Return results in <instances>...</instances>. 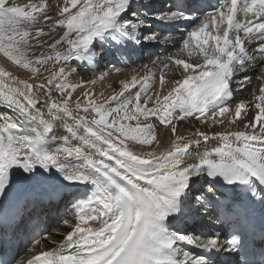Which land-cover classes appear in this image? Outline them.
I'll use <instances>...</instances> for the list:
<instances>
[{
	"label": "snow or ice",
	"instance_id": "1",
	"mask_svg": "<svg viewBox=\"0 0 264 264\" xmlns=\"http://www.w3.org/2000/svg\"><path fill=\"white\" fill-rule=\"evenodd\" d=\"M50 9L49 0H0V53L29 74L0 70V232L11 229L14 240L49 187L92 191L85 202L68 201L74 220L52 251L6 260L0 245V264H264L249 232L256 207L264 211V0H64L57 17ZM249 14L256 23L238 19ZM41 23L51 24L49 34L67 30L49 44ZM176 44L175 52L167 47ZM106 45L129 58L162 48L168 54L150 53L144 79L159 70L170 91L142 100L144 84L132 93L122 81L105 103L87 92L74 99L81 84L70 78L107 58ZM50 62L58 71L36 83ZM253 79V99H237ZM153 117L172 125L163 150L153 145ZM189 118L224 131L178 135L176 125ZM210 140L217 143L208 147ZM202 141L199 159L187 162ZM85 203L94 206L85 211ZM89 221L98 226L85 227Z\"/></svg>",
	"mask_w": 264,
	"mask_h": 264
},
{
	"label": "bare ground",
	"instance_id": "2",
	"mask_svg": "<svg viewBox=\"0 0 264 264\" xmlns=\"http://www.w3.org/2000/svg\"><path fill=\"white\" fill-rule=\"evenodd\" d=\"M20 3H25L28 2V0H18ZM64 0H49V3L51 4V9L49 14L57 17L58 16V10L60 6H63ZM75 11V9H73ZM38 27H43L45 30V37L43 38L46 40L49 44L54 42L57 39H60L64 32L67 30L66 28L58 27L56 30L51 31L49 34V30L51 28L50 23H41L38 25ZM180 45L177 44L178 48ZM176 50V49H175ZM172 51V52H175ZM51 51V50H49ZM40 50L37 49L35 55H39ZM51 54H55L52 52ZM185 56L187 55L186 53L184 54ZM193 60L197 59V56L194 54L192 57ZM202 59V57H201ZM87 63V62H86ZM149 64L151 65V61L149 58L145 59L143 62L137 63L134 66H131V68H128L126 70H118L115 68H111L108 65H100L98 66L95 61H92L91 63H87V68L91 70V72H80L78 75H75L70 78L71 84L75 85L77 83L81 84V87L76 88L75 91L73 92V98H81L84 99V93L87 92L89 93L90 97L96 101L97 104H102L105 103L106 100H109L113 95L118 93L122 88V81H127L129 83V91L132 93H135L141 84H144L146 86L145 91L141 93V98L147 99L148 97H153L155 98L157 95H160L161 92L164 94H167L168 91H170V88L168 86V81L166 78L165 85L161 86L160 84V74L159 70L154 69L156 71L155 77H152L149 80H145L144 76L147 73V70L143 68V65ZM58 65H56L54 62H50L48 67L41 68V73L42 75L38 80H36V83H41L44 81L46 78H48L53 71H58ZM0 70H5V71H11L13 72V75L16 77H19L20 79H28L29 74L27 73V70L21 69L16 65H13L10 61H8L5 57H3V54L0 53ZM113 72H119V75H112ZM106 74L104 79H100L101 74ZM86 81H95V83H85ZM0 83H3V80H0ZM135 83L136 87H132L131 85ZM259 87L257 81L253 79V81L248 85L247 88L244 89L242 93H240L237 97V99H244L245 101H248L252 98V90L257 89ZM125 95H128V92H125ZM85 102L86 99H85ZM112 106H116L115 102L112 103ZM153 107L156 106L155 102L151 105ZM135 109V100L129 105L127 111L129 113L134 112ZM123 115V113H121ZM152 120L155 121V118H151ZM223 119V118H221ZM125 124L131 125L132 127L136 126V121L135 120H126L124 121ZM4 126V121L0 124V127ZM142 126V125H141ZM165 125H162L159 123V121H155L154 125V132H155V137L156 139L153 141V145L159 144L160 150H163L164 148H167L170 146L172 140L174 139L173 134L171 133L170 129L172 125L169 127L165 128ZM177 134L185 136L190 139H195V131L197 128H200L202 131H208L209 133L212 132H222L224 131V125L222 124H202L200 121L194 120V119H186L184 121H180L177 125ZM235 127V126H233ZM62 131V130H61ZM51 143V142H48ZM217 142L215 140H210L208 142V147H212L216 144ZM129 146L134 148V150H141V149H147V145H139L135 144V142H129ZM205 147L204 142H201V145L199 147L193 145L188 151L187 156L185 157L186 161L190 162V154L196 152L197 150H202ZM192 155V154H191ZM199 154L197 157H195V160L199 159ZM193 156V155H192ZM200 187V186H199ZM23 191V186L18 185L17 186V194L19 192ZM63 234V231L60 229L54 228L50 232V239H41L43 241V247L40 249H36L37 253L42 252L46 250V248H50L52 245V238L54 239H59ZM59 237V238H58ZM60 240V239H59ZM57 240L56 242H58Z\"/></svg>",
	"mask_w": 264,
	"mask_h": 264
}]
</instances>
